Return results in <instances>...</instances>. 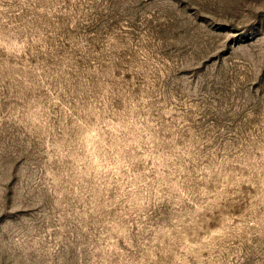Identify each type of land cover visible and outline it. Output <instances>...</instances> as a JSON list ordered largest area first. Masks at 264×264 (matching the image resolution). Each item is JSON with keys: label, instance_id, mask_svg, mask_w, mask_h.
Wrapping results in <instances>:
<instances>
[{"label": "rangeland", "instance_id": "374dc122", "mask_svg": "<svg viewBox=\"0 0 264 264\" xmlns=\"http://www.w3.org/2000/svg\"><path fill=\"white\" fill-rule=\"evenodd\" d=\"M0 264H264V0H0Z\"/></svg>", "mask_w": 264, "mask_h": 264}]
</instances>
